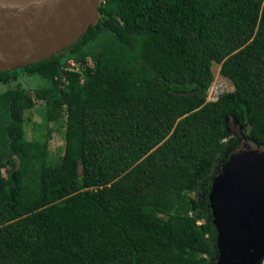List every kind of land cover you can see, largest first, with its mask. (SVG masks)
Listing matches in <instances>:
<instances>
[{
    "label": "trees",
    "instance_id": "obj_1",
    "mask_svg": "<svg viewBox=\"0 0 264 264\" xmlns=\"http://www.w3.org/2000/svg\"><path fill=\"white\" fill-rule=\"evenodd\" d=\"M213 64L233 91L208 102ZM228 117L264 149V0L101 3L76 43L0 72V264H214Z\"/></svg>",
    "mask_w": 264,
    "mask_h": 264
},
{
    "label": "water",
    "instance_id": "obj_2",
    "mask_svg": "<svg viewBox=\"0 0 264 264\" xmlns=\"http://www.w3.org/2000/svg\"><path fill=\"white\" fill-rule=\"evenodd\" d=\"M107 0H0V72L24 67L76 43ZM217 232L214 264L264 258V149L243 145L220 166L208 194Z\"/></svg>",
    "mask_w": 264,
    "mask_h": 264
},
{
    "label": "rangeland",
    "instance_id": "obj_3",
    "mask_svg": "<svg viewBox=\"0 0 264 264\" xmlns=\"http://www.w3.org/2000/svg\"><path fill=\"white\" fill-rule=\"evenodd\" d=\"M66 63H69V66L76 67L79 70L81 69V66L74 64L71 60H68ZM219 68L220 67L217 64H213L211 67V71L213 74V82L207 91V101L208 102H213L217 100V98L220 95L233 91V86L231 82L219 74ZM44 85H45L44 81L38 82L36 81V79H34L33 81H29L27 86L33 89L34 87H42ZM42 107H43V104L40 102H37L35 107L30 111L31 123H42V118L40 116ZM225 122H226V127H227L229 134L236 137L240 141L239 148H242L243 145L245 144V145L250 146L252 149H261V150L263 149L251 143L246 138L245 134L241 130V125L237 123L234 119L228 117ZM31 138H32V127L30 126L29 128L25 130L24 139L26 141H30ZM47 151L48 152H47L46 167L56 168L59 165H61L62 155L64 151L62 126H57L56 130L53 131L52 140L48 143ZM9 169L10 168L7 167L6 171H8ZM260 264H264V258L262 259Z\"/></svg>",
    "mask_w": 264,
    "mask_h": 264
}]
</instances>
